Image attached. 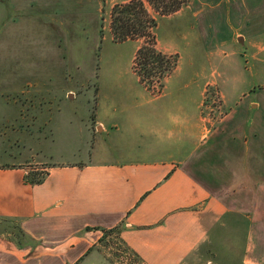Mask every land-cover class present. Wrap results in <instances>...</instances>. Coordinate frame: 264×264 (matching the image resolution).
Masks as SVG:
<instances>
[{"label":"crops","instance_id":"1","mask_svg":"<svg viewBox=\"0 0 264 264\" xmlns=\"http://www.w3.org/2000/svg\"><path fill=\"white\" fill-rule=\"evenodd\" d=\"M183 12L159 16H183L173 41L162 43L157 34L158 45L168 46L163 53L179 55L160 95H151L134 72L143 91L126 87L120 76L99 85L88 159L50 166L45 180L31 185L15 150L0 155V264H114L97 248L104 231L115 228L143 264H182L218 227L238 225L246 227L242 264H264V113L256 119L248 112V105L261 103L250 102L251 87L230 96L229 73L238 67L229 66L227 51L206 50ZM186 40L191 64L182 74L179 42ZM233 77L244 82V73ZM213 85L232 107L217 127L204 115ZM230 134L242 143L244 158L236 160L221 143ZM219 146L226 148L222 165L207 170L202 181L188 167Z\"/></svg>","mask_w":264,"mask_h":264},{"label":"rangeland","instance_id":"2","mask_svg":"<svg viewBox=\"0 0 264 264\" xmlns=\"http://www.w3.org/2000/svg\"><path fill=\"white\" fill-rule=\"evenodd\" d=\"M129 1L0 0L1 156L12 155L15 150V163L27 166L29 173L34 171L39 177L50 166L88 159L92 136L97 132L93 118L99 85L109 86L112 77L120 76L129 82L126 87L143 91L132 71L142 42L138 46L130 41L113 43L110 31L113 7ZM183 9L186 27L197 35V41L213 53L227 51L229 66L238 67L236 72L230 70L229 94L236 98L251 87L250 102L261 106L250 109L248 105V112H256L257 119L264 113V64L258 62L264 60V0H191ZM182 22L183 16L159 18L158 40L170 43L174 29ZM162 43L158 45L160 51L168 47ZM186 44L187 40L179 42L182 74L191 64ZM258 67L262 71L257 72ZM238 72L244 73L243 83L233 77ZM211 87L216 92L215 103H209L205 113L209 123L217 127L232 107H225L217 86ZM232 136L236 134L222 138L221 143L230 146L236 160L238 156L244 158L240 157L242 143L232 141ZM219 147L190 163L188 168L202 181L207 170H214L216 164L221 167L226 148ZM253 157L256 159V154ZM225 175L230 178L227 172ZM218 186L221 191L223 185ZM242 188L238 185L237 190ZM230 202L238 206L241 201ZM239 226L218 227L182 264H242L246 227ZM97 252L114 264H143L122 242L118 230L105 235Z\"/></svg>","mask_w":264,"mask_h":264},{"label":"trees","instance_id":"3","mask_svg":"<svg viewBox=\"0 0 264 264\" xmlns=\"http://www.w3.org/2000/svg\"><path fill=\"white\" fill-rule=\"evenodd\" d=\"M190 2L191 0H131L115 5L111 11L110 31L113 42L117 44L128 41L142 42L135 54L132 69L140 84L153 96L162 93L165 80L176 70L179 56L166 54L158 49V21L149 12L147 6L149 5L158 16H169L183 9ZM101 37L103 38V36ZM214 93L216 92L213 87L209 86L205 93V116V110L210 105L209 103H215ZM93 120H95V116ZM46 176L47 173L42 177L35 176L34 171H31L26 176V182L31 185H39ZM116 230L119 231V228L104 231V237L108 232ZM20 234L24 237L22 231Z\"/></svg>","mask_w":264,"mask_h":264}]
</instances>
